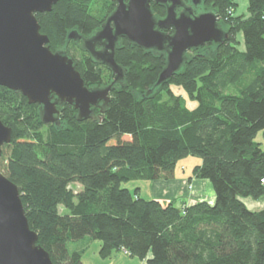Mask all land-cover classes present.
<instances>
[{
    "label": "trees",
    "instance_id": "obj_1",
    "mask_svg": "<svg viewBox=\"0 0 264 264\" xmlns=\"http://www.w3.org/2000/svg\"><path fill=\"white\" fill-rule=\"evenodd\" d=\"M247 1L243 15L235 14L236 0H199L196 10H213L228 36L188 50L158 85L165 51L119 38L115 59L123 76L103 112L92 108L95 118L78 119L71 104L58 102L59 122L45 124L39 104L0 85V119L11 127L0 171L18 186L29 227L53 264H83L82 252L95 239L102 257L123 249L140 259L149 254L147 264H264V208L250 210L241 200L264 194V147L255 140L264 133V0ZM115 6L116 0H57L35 13L49 48L72 57L88 87L105 86L114 74L81 39ZM150 7L157 18L166 13L154 0ZM189 155L201 159L192 175L210 181L212 203L163 204L120 185L171 178ZM73 182L81 188L73 191Z\"/></svg>",
    "mask_w": 264,
    "mask_h": 264
},
{
    "label": "water",
    "instance_id": "obj_2",
    "mask_svg": "<svg viewBox=\"0 0 264 264\" xmlns=\"http://www.w3.org/2000/svg\"><path fill=\"white\" fill-rule=\"evenodd\" d=\"M56 1L0 0V85L20 91L28 103L39 104L45 124L59 122L58 102L71 104L78 119L95 118V106L103 112L110 89L123 76L115 59L120 37L142 48L165 51V65L155 82L158 85L180 68L188 50L208 41L221 43L228 36L213 10L194 14L182 0H154L166 7L161 18L154 15L150 0H116L100 28L82 39L84 49L114 76L105 86L88 87L73 58L63 50L52 51L47 35L40 31L35 13L50 11ZM192 2L195 5L197 0ZM177 7L182 9L177 12ZM96 43L102 47L96 49ZM10 140L11 127L0 119V151ZM0 264H53L29 227L18 186L1 171Z\"/></svg>",
    "mask_w": 264,
    "mask_h": 264
},
{
    "label": "crops",
    "instance_id": "obj_3",
    "mask_svg": "<svg viewBox=\"0 0 264 264\" xmlns=\"http://www.w3.org/2000/svg\"><path fill=\"white\" fill-rule=\"evenodd\" d=\"M207 180L208 179L198 178L192 175V169L188 172L184 169L176 172V168H174L173 177L171 178L149 180L151 181V184H149V198L144 197L142 195L141 188L139 186L137 187L139 189V195L143 198H153L159 200L163 204L173 201L177 205H183L190 204L198 200H207L212 203L214 201V192L211 183H208ZM241 200L250 210H259L264 208V194L258 198H252L250 196L241 197ZM118 250L124 255H129L123 249ZM147 257H149V254ZM147 257L140 259V261L135 264H147Z\"/></svg>",
    "mask_w": 264,
    "mask_h": 264
},
{
    "label": "rangeland",
    "instance_id": "obj_4",
    "mask_svg": "<svg viewBox=\"0 0 264 264\" xmlns=\"http://www.w3.org/2000/svg\"><path fill=\"white\" fill-rule=\"evenodd\" d=\"M100 1V0H98ZM236 9H235V14H243V15H247L248 10H247V6H248V1L247 0H236ZM95 7H98V3H96L94 5ZM94 7V8H95ZM238 39L240 40L241 38V34L239 33L238 35ZM240 48L243 47L242 42L240 41L239 45ZM173 90L175 92H180L186 99V104L188 108H193L196 105L195 101H192L190 99H188L186 93L184 92L183 89H181L180 87L177 86H172ZM256 141H260L262 147H264V136H263V132L259 131L255 137ZM201 159L198 156H192L189 155L187 157H184L180 160H178L177 164L175 165L176 168V172L182 171L183 169L188 172L189 170L191 171V169L193 168V166L197 163H200ZM208 183H210L209 180H207ZM151 181H149V179L146 178H139V179H130V180H125L121 182V186L122 187H127L130 190H133L135 187L139 186L141 188L142 191V195L144 197L149 198V184ZM70 187L73 191H77L81 188V185L77 182H73L70 184ZM59 210L63 213L67 212V209L63 208L61 205H59ZM79 245V243H75V242H70L69 243V247L73 248L74 246ZM99 248H100V241L99 240H91L90 242L88 241V244L86 245V247L84 248L83 252H82V262L83 264H135L138 261H140V258L136 257V256H130V255H124L122 252H120L119 250H114L111 255L106 256V257H102L99 254Z\"/></svg>",
    "mask_w": 264,
    "mask_h": 264
},
{
    "label": "flooded vegetation",
    "instance_id": "obj_5",
    "mask_svg": "<svg viewBox=\"0 0 264 264\" xmlns=\"http://www.w3.org/2000/svg\"><path fill=\"white\" fill-rule=\"evenodd\" d=\"M191 1H193V0H191ZM197 3H199V0H197ZM196 3V4H197ZM186 5H190L191 7H192V10H193V13L195 14V13H198L200 10H196L197 8H198V6H195L193 3H190V4H187V3H185ZM195 6V7H194ZM182 8L181 7H177L176 8V10H177V12H179L180 10H181ZM171 30V31H170ZM168 32L169 33H171L172 32V29H170ZM97 31V30H96ZM95 32V31H94ZM94 32L92 33V34H90L89 36H91V35H93L94 34ZM88 36V37H89ZM120 38H123V37H120ZM83 39V38H82ZM81 39V40H82ZM103 42V41H102ZM102 46H101V44H99V43H96V46H95V48L96 49H99V48H101Z\"/></svg>",
    "mask_w": 264,
    "mask_h": 264
},
{
    "label": "built area",
    "instance_id": "obj_6",
    "mask_svg": "<svg viewBox=\"0 0 264 264\" xmlns=\"http://www.w3.org/2000/svg\"><path fill=\"white\" fill-rule=\"evenodd\" d=\"M262 181L264 182V179H262Z\"/></svg>",
    "mask_w": 264,
    "mask_h": 264
}]
</instances>
